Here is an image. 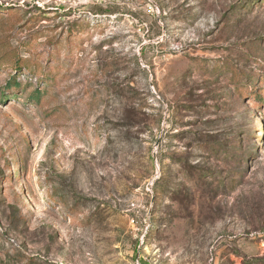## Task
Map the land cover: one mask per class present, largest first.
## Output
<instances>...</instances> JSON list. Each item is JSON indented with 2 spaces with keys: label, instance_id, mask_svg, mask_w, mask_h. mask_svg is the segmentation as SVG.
I'll use <instances>...</instances> for the list:
<instances>
[{
  "label": "rangeland",
  "instance_id": "obj_1",
  "mask_svg": "<svg viewBox=\"0 0 264 264\" xmlns=\"http://www.w3.org/2000/svg\"><path fill=\"white\" fill-rule=\"evenodd\" d=\"M140 259L264 264V0H0V264Z\"/></svg>",
  "mask_w": 264,
  "mask_h": 264
},
{
  "label": "trees",
  "instance_id": "obj_2",
  "mask_svg": "<svg viewBox=\"0 0 264 264\" xmlns=\"http://www.w3.org/2000/svg\"><path fill=\"white\" fill-rule=\"evenodd\" d=\"M23 65L24 64L22 62V59H18L16 64H15V66H14V68L16 69V71H19V70H21V68H23ZM26 69L30 70L29 66H26Z\"/></svg>",
  "mask_w": 264,
  "mask_h": 264
},
{
  "label": "built area",
  "instance_id": "obj_3",
  "mask_svg": "<svg viewBox=\"0 0 264 264\" xmlns=\"http://www.w3.org/2000/svg\"><path fill=\"white\" fill-rule=\"evenodd\" d=\"M135 264H145V263L143 261H141V259H140V260L136 261Z\"/></svg>",
  "mask_w": 264,
  "mask_h": 264
}]
</instances>
